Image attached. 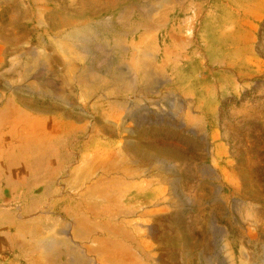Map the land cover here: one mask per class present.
<instances>
[{
  "label": "rangeland",
  "instance_id": "1",
  "mask_svg": "<svg viewBox=\"0 0 264 264\" xmlns=\"http://www.w3.org/2000/svg\"><path fill=\"white\" fill-rule=\"evenodd\" d=\"M0 264H264V0H0Z\"/></svg>",
  "mask_w": 264,
  "mask_h": 264
},
{
  "label": "crops",
  "instance_id": "2",
  "mask_svg": "<svg viewBox=\"0 0 264 264\" xmlns=\"http://www.w3.org/2000/svg\"><path fill=\"white\" fill-rule=\"evenodd\" d=\"M6 156H7V155H6ZM11 166L14 167V165H10L9 167H11Z\"/></svg>",
  "mask_w": 264,
  "mask_h": 264
},
{
  "label": "bare ground",
  "instance_id": "3",
  "mask_svg": "<svg viewBox=\"0 0 264 264\" xmlns=\"http://www.w3.org/2000/svg\"><path fill=\"white\" fill-rule=\"evenodd\" d=\"M124 214V213H123Z\"/></svg>",
  "mask_w": 264,
  "mask_h": 264
}]
</instances>
